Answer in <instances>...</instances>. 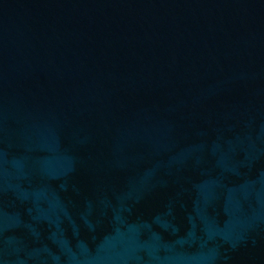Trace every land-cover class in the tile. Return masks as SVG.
Segmentation results:
<instances>
[{
    "label": "water",
    "instance_id": "95a60500",
    "mask_svg": "<svg viewBox=\"0 0 264 264\" xmlns=\"http://www.w3.org/2000/svg\"><path fill=\"white\" fill-rule=\"evenodd\" d=\"M0 264H264V0H0Z\"/></svg>",
    "mask_w": 264,
    "mask_h": 264
}]
</instances>
